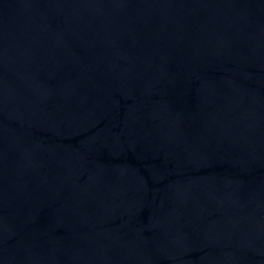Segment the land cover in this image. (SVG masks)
<instances>
[{"label":"water","instance_id":"water-1","mask_svg":"<svg viewBox=\"0 0 264 264\" xmlns=\"http://www.w3.org/2000/svg\"><path fill=\"white\" fill-rule=\"evenodd\" d=\"M0 264H264V0L1 27Z\"/></svg>","mask_w":264,"mask_h":264}]
</instances>
